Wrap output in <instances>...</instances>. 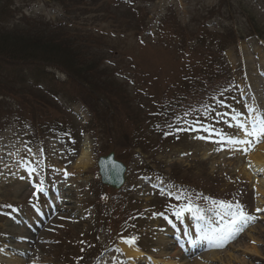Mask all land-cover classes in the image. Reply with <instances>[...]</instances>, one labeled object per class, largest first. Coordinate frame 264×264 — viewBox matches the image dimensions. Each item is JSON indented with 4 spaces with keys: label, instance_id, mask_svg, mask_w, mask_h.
Segmentation results:
<instances>
[{
    "label": "rangeland",
    "instance_id": "374dc122",
    "mask_svg": "<svg viewBox=\"0 0 264 264\" xmlns=\"http://www.w3.org/2000/svg\"><path fill=\"white\" fill-rule=\"evenodd\" d=\"M9 7L80 36L106 77L69 79L46 63L0 58V70L47 93L39 107L27 94L14 98L11 84L0 89V264H153L172 248L186 264H264V165L252 164L264 138L247 147L227 140L264 126V40L252 32L264 36V0ZM108 151L126 166L120 189L99 181L96 161ZM213 201L255 217L220 249L202 239L221 220ZM133 239L141 253L125 257L120 246Z\"/></svg>",
    "mask_w": 264,
    "mask_h": 264
},
{
    "label": "trees",
    "instance_id": "16d2710c",
    "mask_svg": "<svg viewBox=\"0 0 264 264\" xmlns=\"http://www.w3.org/2000/svg\"><path fill=\"white\" fill-rule=\"evenodd\" d=\"M9 2L10 0H0V58L12 62L46 63L47 66L62 70L69 79L106 77L103 74L104 70H100L101 67L88 58L87 49L82 44L78 45L76 40L80 36H73L67 29H59L57 24L50 23L42 17L16 18L11 13ZM258 32L262 35L260 31ZM56 51L69 55L71 64L62 65L50 55ZM72 53H74L73 58ZM87 62H90L89 66ZM0 71L1 90L6 91L7 84H11L17 94L21 95L16 97L21 99V102L24 101L22 96L27 94L30 97L29 105L35 103L41 106V99H45L47 93L32 86L25 79H17L18 75L15 73ZM80 74L88 77H81ZM4 77L7 79H3Z\"/></svg>",
    "mask_w": 264,
    "mask_h": 264
},
{
    "label": "snow or ice",
    "instance_id": "6c2138e0",
    "mask_svg": "<svg viewBox=\"0 0 264 264\" xmlns=\"http://www.w3.org/2000/svg\"><path fill=\"white\" fill-rule=\"evenodd\" d=\"M244 135L248 137V139L229 137L227 138L228 143L244 144L246 147L258 144L261 142V138H264V126H261L259 129L254 128L251 131L245 130ZM242 151H246V148ZM76 154L77 153L74 151L73 155ZM65 174L67 175L68 173ZM213 204L218 205L220 211H218L216 215L219 216L221 220L216 226L204 230L202 239L209 242V247L220 249L225 247L230 241L236 239L240 232L247 227L250 222L255 220V217L247 214L239 204H232L225 201H213ZM8 207L11 206L9 205ZM187 210L192 211L196 216H200V210L193 208L191 205L187 206ZM257 211L260 210L257 209ZM180 214V212L176 213V215ZM210 223L216 222L210 221ZM125 242L132 244L135 243V240L133 239Z\"/></svg>",
    "mask_w": 264,
    "mask_h": 264
},
{
    "label": "bare ground",
    "instance_id": "6f19581e",
    "mask_svg": "<svg viewBox=\"0 0 264 264\" xmlns=\"http://www.w3.org/2000/svg\"><path fill=\"white\" fill-rule=\"evenodd\" d=\"M85 153H86L85 151H81V154L79 156V160L85 158ZM252 164H253L254 168H255V166L256 167L263 166L264 165V156L259 155V160L254 159ZM201 225H204L203 222H201ZM192 239H193L192 243H194L195 245L201 241L200 237H198V239L197 238H192ZM160 243L162 245H165V246H167L170 243V240L164 235V233L161 234ZM192 243H190V244L192 245ZM172 249L169 250L167 253V255H169L167 260L158 261L157 259H153V260H155V261H153V264H186L185 261H182V262L178 261V258H179V257L177 258L178 254H175L174 256L172 255L173 253H177L176 250L172 251ZM174 249H175V247H174ZM120 250L125 257L127 256L130 258L131 257L135 258V257L140 255L139 253H141L135 246H133V244H128L126 242H122V244L120 246ZM253 252L257 253V251H255V250H253ZM214 256H215V254L208 253V254L203 255L202 257L206 260L209 257H214Z\"/></svg>",
    "mask_w": 264,
    "mask_h": 264
},
{
    "label": "water",
    "instance_id": "95a60500",
    "mask_svg": "<svg viewBox=\"0 0 264 264\" xmlns=\"http://www.w3.org/2000/svg\"><path fill=\"white\" fill-rule=\"evenodd\" d=\"M97 166L102 184L112 188H119L122 185L125 167L114 158L113 152L100 156Z\"/></svg>",
    "mask_w": 264,
    "mask_h": 264
}]
</instances>
